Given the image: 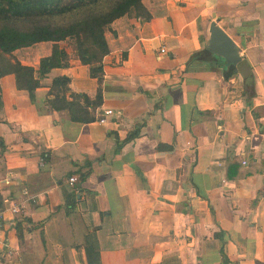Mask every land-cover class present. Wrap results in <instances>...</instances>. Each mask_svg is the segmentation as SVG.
I'll return each mask as SVG.
<instances>
[{
  "label": "crops",
  "instance_id": "0c3cea01",
  "mask_svg": "<svg viewBox=\"0 0 264 264\" xmlns=\"http://www.w3.org/2000/svg\"><path fill=\"white\" fill-rule=\"evenodd\" d=\"M143 4L149 20L107 29L102 81L75 58L34 101L0 78V264H88V239L102 264H264V0ZM213 26L238 62L208 49ZM53 46L14 55L38 69ZM62 75L73 92L101 89L93 121L47 109Z\"/></svg>",
  "mask_w": 264,
  "mask_h": 264
},
{
  "label": "trees",
  "instance_id": "16d2710c",
  "mask_svg": "<svg viewBox=\"0 0 264 264\" xmlns=\"http://www.w3.org/2000/svg\"><path fill=\"white\" fill-rule=\"evenodd\" d=\"M126 15L151 18L143 0H0V78L15 75L17 88L26 90L34 101L41 79L54 68L68 67L75 58L90 67L92 77L102 81L103 61L110 51L106 31L115 20ZM40 42H53L54 46L52 54L41 59L38 69L15 57L17 49ZM61 42H66L72 52L61 47ZM208 57V51H202L189 63ZM102 102L101 89L94 98L73 92L70 78L62 75L53 79L46 105L49 111L67 110L72 121L87 123L95 119L92 111ZM3 109L0 88V113ZM3 206L0 193V209ZM17 230L20 238V222ZM86 253L88 264H102L95 241L88 239Z\"/></svg>",
  "mask_w": 264,
  "mask_h": 264
},
{
  "label": "water",
  "instance_id": "95a60500",
  "mask_svg": "<svg viewBox=\"0 0 264 264\" xmlns=\"http://www.w3.org/2000/svg\"><path fill=\"white\" fill-rule=\"evenodd\" d=\"M208 49L229 62L240 60V48L218 26H213L211 29Z\"/></svg>",
  "mask_w": 264,
  "mask_h": 264
},
{
  "label": "built area",
  "instance_id": "2783aa9c",
  "mask_svg": "<svg viewBox=\"0 0 264 264\" xmlns=\"http://www.w3.org/2000/svg\"><path fill=\"white\" fill-rule=\"evenodd\" d=\"M166 51L167 50L165 48H162L161 49V53H166ZM113 113H114L113 110H107V111H105L104 114H102V116L100 117V121L101 122H105L107 116L108 115H111ZM0 156H1V153H0ZM244 163H246V162H244ZM77 180H78V178L75 175L71 176L70 179H69V181H70L71 184H74L75 182H77ZM9 209H10V211L13 214H19L21 212V207L18 204L12 205ZM2 244L3 243H1V241H0V247L2 246Z\"/></svg>",
  "mask_w": 264,
  "mask_h": 264
}]
</instances>
